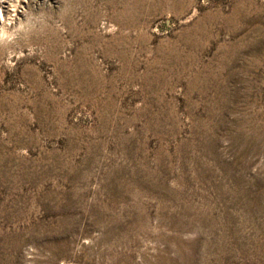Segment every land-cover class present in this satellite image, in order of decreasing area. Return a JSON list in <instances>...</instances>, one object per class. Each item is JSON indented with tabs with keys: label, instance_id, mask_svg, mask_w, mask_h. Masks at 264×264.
Wrapping results in <instances>:
<instances>
[{
	"label": "rangeland",
	"instance_id": "rangeland-1",
	"mask_svg": "<svg viewBox=\"0 0 264 264\" xmlns=\"http://www.w3.org/2000/svg\"><path fill=\"white\" fill-rule=\"evenodd\" d=\"M0 10V264H264V0Z\"/></svg>",
	"mask_w": 264,
	"mask_h": 264
},
{
	"label": "bare ground",
	"instance_id": "bare-ground-1",
	"mask_svg": "<svg viewBox=\"0 0 264 264\" xmlns=\"http://www.w3.org/2000/svg\"><path fill=\"white\" fill-rule=\"evenodd\" d=\"M2 13H3V11L0 10L1 20H2ZM0 28H1V30H0V41H3L9 35V28L7 26V23H5L4 21H1ZM61 264H73V263L72 262L71 263L70 262H63Z\"/></svg>",
	"mask_w": 264,
	"mask_h": 264
}]
</instances>
